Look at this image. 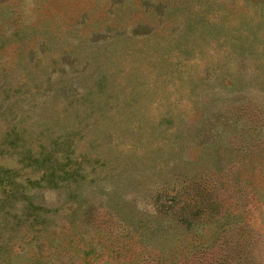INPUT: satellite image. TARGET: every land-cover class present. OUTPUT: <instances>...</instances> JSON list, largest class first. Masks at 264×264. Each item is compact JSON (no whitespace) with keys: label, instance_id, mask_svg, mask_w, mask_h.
Returning <instances> with one entry per match:
<instances>
[{"label":"rangeland","instance_id":"1","mask_svg":"<svg viewBox=\"0 0 264 264\" xmlns=\"http://www.w3.org/2000/svg\"><path fill=\"white\" fill-rule=\"evenodd\" d=\"M201 180L264 264V0H0V264H147Z\"/></svg>","mask_w":264,"mask_h":264},{"label":"trees","instance_id":"2","mask_svg":"<svg viewBox=\"0 0 264 264\" xmlns=\"http://www.w3.org/2000/svg\"><path fill=\"white\" fill-rule=\"evenodd\" d=\"M211 186L210 182L205 183L204 180L191 185L189 212L181 213L177 217V223L182 226V229H188L195 223L201 222L202 228H210L207 233L209 235L203 237V233L200 232L197 237L181 242L183 237H174L172 240L167 235V228L163 227L164 229L158 231L156 235L157 240L160 244L171 241V250L174 251L171 254H169L171 250L167 254L163 251L154 252L150 244V249L147 247L144 249L147 253L144 257L147 259V264H161L168 254L166 264H186V261L187 264H263L258 251V242L261 238L248 219L250 214L243 208L244 202L236 201V204L240 206L238 214L230 213L226 207L221 210L222 199H219L215 192L213 193ZM167 194L171 196L162 198L159 192L154 196L157 211H166L173 206L172 198L175 192H167ZM255 199L264 201V194L257 193ZM195 217L197 221H193ZM162 247L164 246L160 245L159 249L161 250ZM90 249H92L91 246ZM89 252L82 251L83 264L88 263L83 259ZM179 253L182 258L178 256Z\"/></svg>","mask_w":264,"mask_h":264}]
</instances>
